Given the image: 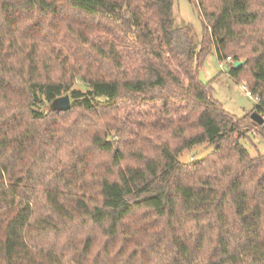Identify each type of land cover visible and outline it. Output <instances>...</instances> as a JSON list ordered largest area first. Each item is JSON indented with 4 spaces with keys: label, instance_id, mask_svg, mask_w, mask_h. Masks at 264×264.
I'll list each match as a JSON object with an SVG mask.
<instances>
[{
    "label": "trees",
    "instance_id": "trees-1",
    "mask_svg": "<svg viewBox=\"0 0 264 264\" xmlns=\"http://www.w3.org/2000/svg\"><path fill=\"white\" fill-rule=\"evenodd\" d=\"M175 2L0 0V264H264V153L198 77L264 118V0H195L199 40Z\"/></svg>",
    "mask_w": 264,
    "mask_h": 264
},
{
    "label": "rangeland",
    "instance_id": "rangeland-1",
    "mask_svg": "<svg viewBox=\"0 0 264 264\" xmlns=\"http://www.w3.org/2000/svg\"><path fill=\"white\" fill-rule=\"evenodd\" d=\"M194 1L176 0L174 4L175 23L177 26L188 25L191 34H194L196 39L199 40L201 38L202 24ZM229 63L227 59L223 62H218L212 50L199 69L198 77L204 84L210 82L212 97L221 103L225 111L238 120L243 119L244 123L240 126V143L248 153L251 156L263 154L264 125L256 128L250 126L247 119H245L246 116H249L253 112L257 100L246 93L245 82L236 80L228 74ZM73 88L86 91V86L78 79L74 80ZM48 105L49 103H46L44 106H41V110H47ZM112 135H114V132H112ZM211 151L212 146L206 143L196 145L182 151L178 155V160L182 163L198 161L208 156ZM100 159L98 157L96 161Z\"/></svg>",
    "mask_w": 264,
    "mask_h": 264
},
{
    "label": "water",
    "instance_id": "water-1",
    "mask_svg": "<svg viewBox=\"0 0 264 264\" xmlns=\"http://www.w3.org/2000/svg\"><path fill=\"white\" fill-rule=\"evenodd\" d=\"M243 63H244V60L234 61L233 66L235 68H239L241 65H243ZM70 106H71V104H70V99H69L68 95L60 96L50 103L51 109H58L61 111L68 110L70 108ZM250 117L258 125H262L264 123V118L256 112H252L250 114Z\"/></svg>",
    "mask_w": 264,
    "mask_h": 264
},
{
    "label": "built area",
    "instance_id": "built-area-1",
    "mask_svg": "<svg viewBox=\"0 0 264 264\" xmlns=\"http://www.w3.org/2000/svg\"><path fill=\"white\" fill-rule=\"evenodd\" d=\"M227 60L229 61V62H231V59H230V57H227ZM246 93L249 95V93L246 91Z\"/></svg>",
    "mask_w": 264,
    "mask_h": 264
}]
</instances>
